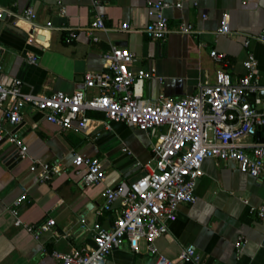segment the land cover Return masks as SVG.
Segmentation results:
<instances>
[{
	"label": "crops",
	"instance_id": "0c3cea01",
	"mask_svg": "<svg viewBox=\"0 0 264 264\" xmlns=\"http://www.w3.org/2000/svg\"><path fill=\"white\" fill-rule=\"evenodd\" d=\"M146 1L0 0V8L13 17L11 23L0 20V48L16 55L8 72H0V83L7 85L20 78L25 92L72 93L83 88L85 72L105 70L103 53L117 45L135 54L132 68L155 69L158 77L144 84L145 98L150 100L194 94L199 83L213 82L219 69L235 82L245 72L243 61L248 52L253 53L256 74L264 84V41L252 37L250 45L244 46L245 38L264 31V0H153L181 2V7L165 10L170 27L184 20L196 30L190 35L172 32L164 40L149 39L142 31L149 22ZM29 6L42 27L34 34L23 17ZM223 14L228 15L230 33L216 34ZM97 16L103 17L105 29L96 30L98 40L94 41L85 29ZM124 22L130 24L129 30L121 29ZM67 28L76 30L71 42L65 41ZM212 49L224 53L225 58L213 59L209 54ZM29 54L36 56L35 63H27ZM86 93L92 96L97 90L86 89ZM87 115L103 118L95 111ZM21 122L17 135L27 146V156L13 163L0 157V264H57L50 255L52 250L89 248L93 245V223L99 222L103 228L113 226L120 202L97 215L104 202L101 192L106 187H127L147 172L152 166V137L120 122H108L109 128L94 122L85 131L74 121L68 130H62L38 111L25 110ZM0 123L10 131L18 125L6 121L2 107ZM115 129L124 131L125 138ZM76 155L99 158L105 180L81 184L72 165ZM33 160L56 162L61 172L40 181L31 168ZM147 163L150 166H145ZM194 193L196 201L181 203L167 233L155 241L158 250L173 258L183 246L193 244L202 256L201 264H264V218L249 213L242 202L246 198L255 206L263 204L264 183L239 172L233 162L205 159ZM22 194L24 200L13 205ZM12 210L24 223L53 218L55 225L36 239L22 226L14 225ZM82 218L85 227H81ZM239 236L247 243L237 252L234 242ZM146 245L140 241V251L134 252L125 241L108 256L106 264H153L154 256L147 253Z\"/></svg>",
	"mask_w": 264,
	"mask_h": 264
},
{
	"label": "built area",
	"instance_id": "2783aa9c",
	"mask_svg": "<svg viewBox=\"0 0 264 264\" xmlns=\"http://www.w3.org/2000/svg\"><path fill=\"white\" fill-rule=\"evenodd\" d=\"M149 22L143 28L144 35L152 40H164L169 33L190 35L196 32L193 25L181 20L174 28L169 25L165 10L181 7V2L147 0ZM6 13L0 8V18ZM32 29V34L42 27L36 22V12L28 7L23 14ZM46 26L51 27L47 22ZM105 29L102 16H97L85 30L94 41L98 40L96 30ZM122 30H129L130 24H121ZM66 42L76 37L74 28H67ZM230 33L228 15L223 14L216 34ZM30 34L27 41H31ZM264 41V31L247 37L244 46L248 47L251 38ZM210 56L221 61L224 53L210 50ZM105 70L87 71L83 75V88L72 93L52 91L49 93L25 92L23 81L14 78L7 84L0 83V107L6 121L15 126L27 111L40 112L46 121L62 130H68L76 121L79 127L88 131L94 122L109 128L108 122H120L134 126L154 137L152 141V166L147 172L130 181L127 187H106L101 192L103 205L97 215L113 208L119 200L121 210L113 226L103 228L99 222L93 223V245L89 248H72L68 252L52 250L50 255L57 264H106L108 256L125 241L134 252L140 251V241L147 245V253L154 256L153 264H201V254L193 244L183 246L175 257L161 253L155 241L167 233L169 223L177 217L181 203L193 204L197 177L205 159L233 162L239 172L260 179L264 183V99L259 96L264 84L256 74L257 61L248 52L243 61L245 72L237 81L223 69L215 73L213 82L198 84L194 94L177 98L160 96L155 100L144 97L145 80L155 76L144 68H132L136 60L129 49L111 45L103 53ZM27 63H35L36 56L29 54ZM86 89H96L97 93L87 96ZM88 111L103 115L100 120L92 119ZM257 133L260 141L257 138ZM5 138L18 148V156H27V146L18 135L5 129L0 123V140ZM124 151L130 152L124 148ZM32 169L37 171L40 181L59 174L61 168L56 162H36ZM74 173L83 185L98 184L105 180V168L97 157L76 155L72 159ZM150 166V163L145 164ZM25 198L19 196L13 203L18 205ZM248 212L264 218V203L257 206L242 198ZM15 217L14 225L22 226L38 239L41 233L48 232L55 220L49 218L38 224H27ZM85 227V220H80ZM247 240L239 236L234 242L237 252L242 251ZM122 264V263H117Z\"/></svg>",
	"mask_w": 264,
	"mask_h": 264
},
{
	"label": "water",
	"instance_id": "95a60500",
	"mask_svg": "<svg viewBox=\"0 0 264 264\" xmlns=\"http://www.w3.org/2000/svg\"><path fill=\"white\" fill-rule=\"evenodd\" d=\"M0 20L2 21H7L9 23L12 22L13 17L12 16H7V13H4ZM10 28H15L14 26L9 24ZM16 55L12 54L10 52H8L7 50H4L3 48H0V72L1 71H5L8 72L12 61L15 59ZM259 96L261 98L264 99V91H260L259 92ZM22 126V122L19 123L13 132H15L16 134H19V128ZM257 138L260 141H263L262 138H259V134L257 133ZM0 157L2 158V160L4 162H8V163H13L14 161H17L19 159H21L18 156V148L10 141L6 140L5 138H2L0 140Z\"/></svg>",
	"mask_w": 264,
	"mask_h": 264
},
{
	"label": "rangeland",
	"instance_id": "374dc122",
	"mask_svg": "<svg viewBox=\"0 0 264 264\" xmlns=\"http://www.w3.org/2000/svg\"><path fill=\"white\" fill-rule=\"evenodd\" d=\"M148 71L153 72V73L158 77V74L156 73V71H155L154 68H151V69H149ZM147 81H148V79L145 80V83H147ZM144 97H146V89H145V88H144ZM130 130H132V129H130ZM115 133H116L117 135H119V136H120V133H122V134H121V135H122L121 138H125L126 133H125L124 131H122V130H116V129H115ZM151 140L153 141V140H154V137H152ZM201 257H202V256H201Z\"/></svg>",
	"mask_w": 264,
	"mask_h": 264
}]
</instances>
